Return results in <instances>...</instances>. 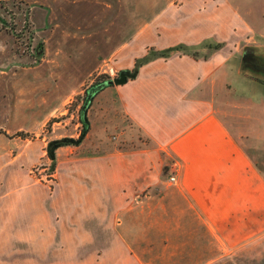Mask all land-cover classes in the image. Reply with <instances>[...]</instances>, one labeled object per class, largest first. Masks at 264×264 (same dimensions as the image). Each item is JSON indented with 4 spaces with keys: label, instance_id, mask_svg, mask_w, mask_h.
Segmentation results:
<instances>
[{
    "label": "rangeland",
    "instance_id": "1",
    "mask_svg": "<svg viewBox=\"0 0 264 264\" xmlns=\"http://www.w3.org/2000/svg\"><path fill=\"white\" fill-rule=\"evenodd\" d=\"M213 1L214 7L220 4L236 6L250 21L252 15L264 11L263 0ZM185 2L0 0V17L9 22V30L0 35V82L3 83L0 88V124L11 137L6 136L3 145L11 144L14 147V141L18 140L31 153H19L17 163L12 161L10 169L4 172L5 185L0 188V196L10 202L12 211L20 214L26 213L25 200L30 197L36 199L35 209H46L53 215L64 208L79 207L76 204L79 194L83 195L82 207L98 208V216L84 218L82 233L84 242L93 246L59 248L49 245L44 248L37 245L31 248L22 245L23 239L18 234L16 237L14 232L9 233L8 238L3 235L5 240L17 244L0 247V264H30L32 258L33 264H136L129 260V256H123L127 252L123 238H126L131 251L139 250L130 246L134 240L131 237L136 235L134 226L137 222L132 217L125 227L122 214L126 199L136 193L131 190L134 185L128 183V179L131 175L142 174L138 163L140 158L145 157L136 151L149 150L146 162L153 164L146 169V173L160 176L165 182L178 168L172 167L167 152L153 153L157 147L152 140L133 130L132 126L127 125L122 129L113 118H108V110L116 107L111 99V86L119 85L108 83L98 92L93 107L91 105V113L87 114L91 128L88 137L79 147L57 150L53 170L46 156V147L53 140L79 137L82 128L78 114L81 100L95 81L102 80L104 76L118 79L120 72L131 74L136 61L151 49V52H161L181 46L178 44L164 50L150 47L144 55L133 58L131 67L124 68L123 63L120 71L121 67L116 61L124 59L126 62V58L130 59L131 49L112 57L119 46L165 6ZM200 18L204 19V16L200 15ZM12 31L14 34L11 35ZM246 35L247 39L235 51L228 46L227 51L232 54L227 53L224 74L220 72L225 75L224 82L221 79L209 90L215 113L264 180V58L255 57L256 64L251 65L254 55L251 54V42L248 40L249 30ZM30 46H41L42 49L38 54L32 53ZM183 46L186 54L173 53L206 59L221 44L206 43L202 48L198 45L199 49L194 51ZM168 217L170 221L171 217ZM156 234L147 229L141 233L145 247L140 249L145 251L146 260L152 261L148 264L169 260L162 257V253L166 255L172 250L161 248L162 238L159 233ZM67 235L72 234L68 232ZM171 236L169 240L175 234ZM211 245L210 254L215 260L210 264H264V233L235 249L227 248L225 252L218 248V244L213 242ZM203 251V248L196 246L186 251L191 252L189 262L183 260L167 264H203L197 263L204 257ZM204 253L207 254V247Z\"/></svg>",
    "mask_w": 264,
    "mask_h": 264
},
{
    "label": "crops",
    "instance_id": "2",
    "mask_svg": "<svg viewBox=\"0 0 264 264\" xmlns=\"http://www.w3.org/2000/svg\"><path fill=\"white\" fill-rule=\"evenodd\" d=\"M185 1L165 6L112 54L113 57L128 49L134 50H130L131 58H126V62L124 59L116 61L120 71L123 63L124 68L131 67L133 58L144 55L150 47L164 50L181 44L194 51L206 43L221 44L206 59L175 53L166 59L157 58L138 69L136 76L128 78L125 84L111 86V99L116 107L108 110V118H113L118 127L132 126L152 140L157 147L153 153L167 152L172 167L178 168L174 171L176 182H165L160 176L146 173L153 164L146 162L149 150L136 151L145 157L138 163L142 174L131 175L128 179V183L134 185L131 190L136 193L126 199V208L122 210L125 227L132 217L137 222L130 246L139 250L131 251L123 238L127 246L123 256H129L136 264L152 262L146 260L145 251L140 249L145 247L141 233L146 229L159 233L161 248L172 249L166 255L162 253V257L169 260L155 261L158 264L189 262L191 252L186 251L196 246L204 250V257L197 263L210 264L215 260L210 254L213 242L225 252L264 233V180L215 113L209 90L221 79L224 82L225 75L220 72L224 74L225 71L230 52L227 48L234 51L239 48L247 39V30L250 31L251 54L264 58V11L252 15L250 21L236 6L220 4L214 7L213 0ZM2 126L1 123L0 188L5 185L4 172L10 169L12 161L17 163L19 153L31 154L18 140L14 141V147L3 145L4 138L11 137ZM157 159L160 160L158 153ZM77 198L79 207L64 208L53 215L46 209H35V197L25 200L26 213L20 214L12 211L10 202L0 196V247L12 245L13 242L5 240L3 235L8 238V234L14 232L16 237L18 234L23 239L22 245L31 248L37 245L44 248L49 245L59 248L93 246L84 242L82 233L84 218L98 216V208H84L81 206L83 195ZM68 232L72 235L68 236ZM172 233L175 236L169 240ZM32 262L33 258L30 264Z\"/></svg>",
    "mask_w": 264,
    "mask_h": 264
},
{
    "label": "trees",
    "instance_id": "3",
    "mask_svg": "<svg viewBox=\"0 0 264 264\" xmlns=\"http://www.w3.org/2000/svg\"><path fill=\"white\" fill-rule=\"evenodd\" d=\"M182 46L183 45L173 47L165 51H161V52H158V51L151 52L152 51L151 49L147 55H145L142 59L136 61L135 69L131 72V74L130 72H125V74H127V78H134L138 72V68H140L144 63L148 62L149 60L153 58H159V57L167 58L173 52H180V53L186 54L185 47L184 46L182 47ZM191 55L193 56V54ZM109 80L111 81L109 76H104L102 80L95 81V83H93L89 87V89L84 93L82 100H81V107L78 111L79 121L82 125L79 137L77 139H73L71 137H65L59 140H53L51 142H48L47 147H46V156L51 161V164H52L51 170H53L52 168L55 162L54 160H55V154L57 150H59L62 147H69V146L79 147L81 143L84 141V139L86 138L90 130V124H89L87 114L91 108L92 101L96 97L98 92H100L103 88H105L106 85H108V83L110 82Z\"/></svg>",
    "mask_w": 264,
    "mask_h": 264
},
{
    "label": "flooded vegetation",
    "instance_id": "4",
    "mask_svg": "<svg viewBox=\"0 0 264 264\" xmlns=\"http://www.w3.org/2000/svg\"><path fill=\"white\" fill-rule=\"evenodd\" d=\"M9 22L6 21L4 18L0 17V35L1 34H4L5 31H8L9 30V26H8ZM28 28V27H27ZM14 34L13 31L11 32V35ZM33 35V34H32ZM31 52L33 53H37L42 49L41 46H38V47H31ZM253 60H254V63L251 64L252 66H255L256 64V58L253 57ZM250 68V67H249ZM111 81H113V79H111ZM114 85V84H113Z\"/></svg>",
    "mask_w": 264,
    "mask_h": 264
},
{
    "label": "water",
    "instance_id": "5",
    "mask_svg": "<svg viewBox=\"0 0 264 264\" xmlns=\"http://www.w3.org/2000/svg\"><path fill=\"white\" fill-rule=\"evenodd\" d=\"M126 82H127V76L125 75L124 72H120L118 79H114L113 81H110L109 85L111 84L122 85L125 84Z\"/></svg>",
    "mask_w": 264,
    "mask_h": 264
},
{
    "label": "built area",
    "instance_id": "6",
    "mask_svg": "<svg viewBox=\"0 0 264 264\" xmlns=\"http://www.w3.org/2000/svg\"><path fill=\"white\" fill-rule=\"evenodd\" d=\"M168 182H169L170 184H173V183L176 182V175H175V173H171V174H170V176H169V178H168Z\"/></svg>",
    "mask_w": 264,
    "mask_h": 264
}]
</instances>
